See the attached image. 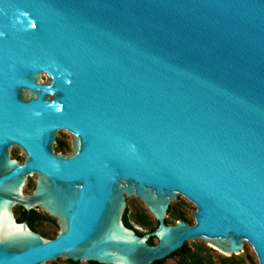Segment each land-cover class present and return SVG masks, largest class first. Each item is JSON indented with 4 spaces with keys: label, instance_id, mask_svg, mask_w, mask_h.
Instances as JSON below:
<instances>
[{
    "label": "water",
    "instance_id": "obj_1",
    "mask_svg": "<svg viewBox=\"0 0 264 264\" xmlns=\"http://www.w3.org/2000/svg\"><path fill=\"white\" fill-rule=\"evenodd\" d=\"M177 196L191 224H165ZM128 197L153 230L122 224ZM186 240L264 264V0H0V264H151Z\"/></svg>",
    "mask_w": 264,
    "mask_h": 264
},
{
    "label": "rangeland",
    "instance_id": "obj_2",
    "mask_svg": "<svg viewBox=\"0 0 264 264\" xmlns=\"http://www.w3.org/2000/svg\"><path fill=\"white\" fill-rule=\"evenodd\" d=\"M41 79L43 81L44 77L42 76ZM55 141H56L55 145L53 146L54 150H59L60 152H63L65 154L71 150L70 136L65 131L58 132ZM10 154L12 158L17 159L18 163H20L23 160V156L18 154V151L15 148L11 149ZM34 179L35 176L33 175L32 177H28L25 180L24 186L22 188L23 195L30 194L33 187ZM125 206H126L127 221L134 230L139 231L143 234L147 233V230L145 228L139 226L136 222H134L133 215L144 216L146 218V221L151 226L155 224L152 216L146 211L145 207L138 199H135L133 197L126 198ZM168 209H169V213L164 217L165 224L172 225L176 221H182L186 224L192 223V218L189 210H192L193 206L190 203L186 202L182 197L177 196L176 200L169 203ZM34 212L39 215H44L39 208L35 209ZM12 213L14 217H17L21 213V208L14 207L12 209ZM34 231L44 239H52L57 233V226L55 224V220L51 217H47L44 220H37L34 223ZM153 243H155V239H152V244ZM184 245L187 249H189L190 253L194 254L196 257H199L204 260L208 258L211 264H220L219 260L225 257L217 250L212 248L210 245L203 243L202 241H187L184 243ZM226 258H228L232 262H236L237 258H241L243 261L241 264H256L255 257L250 247L246 243H243L242 252H240L238 255H232ZM176 263H177L176 257L168 258L163 262V264H176ZM46 264H67V263L63 259H56L55 261L47 262ZM77 264H86V263L77 262Z\"/></svg>",
    "mask_w": 264,
    "mask_h": 264
},
{
    "label": "trees",
    "instance_id": "obj_3",
    "mask_svg": "<svg viewBox=\"0 0 264 264\" xmlns=\"http://www.w3.org/2000/svg\"><path fill=\"white\" fill-rule=\"evenodd\" d=\"M169 213V209H167V212H166V215ZM19 217L17 218L18 221H26L27 223V226L32 230L34 231V223L37 221V220H44L46 219L47 217H45L44 215H39V214H36L34 211H30V212H25L24 211H21V213L18 215ZM26 216V218H25ZM133 218H134V222H136L139 226L145 228L147 230V232H150L151 230L154 229L155 227V224L153 226H151L147 221H146V218L144 216H141V215H133ZM178 220V219H176ZM123 225L126 227V228H129V229H132L134 230L131 225L129 224V222L127 221V218H126V208L124 210V213H123ZM134 232L137 234V235H142L143 233L139 232V231H136L134 230ZM147 243L148 244H152V238H148L147 240ZM173 257H176L177 258V263L176 264H211L210 260L207 258V259H201L199 257H196L194 254L190 253L189 249H187L185 247V245L183 244V246L174 251L173 253H171L168 257H166L165 259H161L159 261H154L152 262L151 264H163L164 260L168 259V258H173ZM67 264H77V263H73V262H70V261H65ZM243 261L241 258H237V261L236 262H232L230 261L228 258L224 257V258H221L219 260V263L220 264H241ZM86 264H97V263H94V262H88Z\"/></svg>",
    "mask_w": 264,
    "mask_h": 264
},
{
    "label": "flooded vegetation",
    "instance_id": "obj_4",
    "mask_svg": "<svg viewBox=\"0 0 264 264\" xmlns=\"http://www.w3.org/2000/svg\"><path fill=\"white\" fill-rule=\"evenodd\" d=\"M42 76L44 77V80H45V76L42 74L41 75V78H42ZM42 80V79H41ZM43 80V81H44ZM58 133V132H57ZM57 133H56V135H57ZM56 142V141H55ZM13 148H15V147H13ZM11 149V148H10ZM16 150H17V148H15ZM18 151V150H17ZM10 152H11V150H9V158L10 159H15V158H12L11 157V154H10ZM57 152H59V153H62V154H65V153H63V152H60L59 150H54V153H57ZM16 161H17V159H15ZM18 162V161H17ZM125 202H126V199H125ZM125 208H126V206H125ZM35 209H33V210H31V211H34ZM21 211H23L22 209H21ZM30 212V211H29ZM28 213V212H27ZM124 213V212H123ZM14 216V215H13ZM19 216H17V217H14L15 218V220H16V222H24V221H18V218ZM121 221H122V224H123V214H122V218H121ZM26 222V221H25ZM27 224V223H26Z\"/></svg>",
    "mask_w": 264,
    "mask_h": 264
},
{
    "label": "bare ground",
    "instance_id": "obj_5",
    "mask_svg": "<svg viewBox=\"0 0 264 264\" xmlns=\"http://www.w3.org/2000/svg\"><path fill=\"white\" fill-rule=\"evenodd\" d=\"M60 131H61V130H60ZM60 131H58V132H60ZM55 139H56V136H55ZM12 148H13V147H12ZM12 148H11V149H12ZM15 148H16V147H15ZM11 149H10V150H11ZM32 176H33V175H31V176H27V178H28V177H32ZM27 178H26V179H27ZM24 183H25V182H24ZM23 186H24V184H23ZM23 186H22V188H23ZM128 198H129V197H128ZM14 207H18V206H17V205H14V206L12 207V209H13ZM37 208H38V207H37ZM37 208H36V209H37ZM33 209H35V208H33ZM152 218H153V217H152ZM187 241H189V240H186L185 242H187ZM185 242H184V243H185ZM184 243H183V244H184ZM80 262H81V261H80ZM46 263H47V262H46Z\"/></svg>",
    "mask_w": 264,
    "mask_h": 264
}]
</instances>
